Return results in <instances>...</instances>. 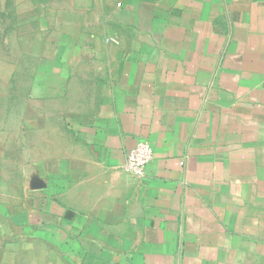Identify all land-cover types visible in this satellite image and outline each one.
<instances>
[{"label": "crops", "instance_id": "crops-1", "mask_svg": "<svg viewBox=\"0 0 264 264\" xmlns=\"http://www.w3.org/2000/svg\"><path fill=\"white\" fill-rule=\"evenodd\" d=\"M11 2L0 264H264V0Z\"/></svg>", "mask_w": 264, "mask_h": 264}, {"label": "rangeland", "instance_id": "rangeland-1", "mask_svg": "<svg viewBox=\"0 0 264 264\" xmlns=\"http://www.w3.org/2000/svg\"><path fill=\"white\" fill-rule=\"evenodd\" d=\"M11 0H0V123L18 112L28 91L31 77L29 71L36 61L29 60L27 46H22L15 34ZM15 42V43H14Z\"/></svg>", "mask_w": 264, "mask_h": 264}, {"label": "built area", "instance_id": "built-area-1", "mask_svg": "<svg viewBox=\"0 0 264 264\" xmlns=\"http://www.w3.org/2000/svg\"><path fill=\"white\" fill-rule=\"evenodd\" d=\"M148 141H139L126 158L124 169L137 177H143L153 158V148Z\"/></svg>", "mask_w": 264, "mask_h": 264}]
</instances>
